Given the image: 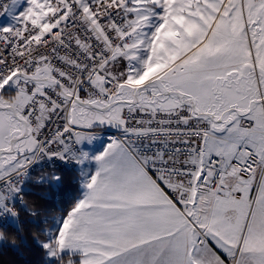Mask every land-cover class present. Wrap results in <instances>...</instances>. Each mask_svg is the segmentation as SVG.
Masks as SVG:
<instances>
[{
	"label": "snow or ice",
	"instance_id": "snow-or-ice-1",
	"mask_svg": "<svg viewBox=\"0 0 264 264\" xmlns=\"http://www.w3.org/2000/svg\"><path fill=\"white\" fill-rule=\"evenodd\" d=\"M0 18L16 264H264V0H0ZM68 172L56 215L40 201Z\"/></svg>",
	"mask_w": 264,
	"mask_h": 264
},
{
	"label": "trees",
	"instance_id": "trees-1",
	"mask_svg": "<svg viewBox=\"0 0 264 264\" xmlns=\"http://www.w3.org/2000/svg\"><path fill=\"white\" fill-rule=\"evenodd\" d=\"M73 176H74V173L72 172L66 173L67 182H66L62 195L58 199H56L55 201H51V202L41 200L40 201L41 205L44 208H47L49 210L51 209V211L54 214H58L62 212L60 209V206L61 207L63 206V208L65 209L63 211H66L71 206L73 199L76 197L78 193L77 192L78 185L74 181H72ZM31 199L33 200L35 199V197H32ZM28 227L32 230L35 229V226L33 225H29ZM23 258L29 261H36L39 259V254L36 252H28L25 250V254ZM19 259L20 257L17 254H15L11 249L0 248V264H16V262Z\"/></svg>",
	"mask_w": 264,
	"mask_h": 264
},
{
	"label": "rangeland",
	"instance_id": "rangeland-1",
	"mask_svg": "<svg viewBox=\"0 0 264 264\" xmlns=\"http://www.w3.org/2000/svg\"><path fill=\"white\" fill-rule=\"evenodd\" d=\"M104 139H105V141H106V138H104ZM97 148H98L99 150H102V145H101V143L98 142V143L95 144L94 149H97ZM36 191H40V190L37 189ZM31 198H32V197H28L29 200H30ZM31 200H32V199H31ZM31 200H30V201H31ZM58 206H59V205H58ZM60 209H61V211L65 210V209L63 208V206H62V207L60 206ZM50 210H51V209H50ZM59 214H60V213H58V214H56V215H59Z\"/></svg>",
	"mask_w": 264,
	"mask_h": 264
},
{
	"label": "crops",
	"instance_id": "crops-1",
	"mask_svg": "<svg viewBox=\"0 0 264 264\" xmlns=\"http://www.w3.org/2000/svg\"><path fill=\"white\" fill-rule=\"evenodd\" d=\"M106 138V137H105ZM94 150H96V151H99V149L97 148V149H94ZM77 192H79V187H78V190H77ZM77 195H79V193H77ZM76 195V196H77Z\"/></svg>",
	"mask_w": 264,
	"mask_h": 264
},
{
	"label": "built area",
	"instance_id": "built-area-1",
	"mask_svg": "<svg viewBox=\"0 0 264 264\" xmlns=\"http://www.w3.org/2000/svg\"><path fill=\"white\" fill-rule=\"evenodd\" d=\"M4 18H0V20H3Z\"/></svg>",
	"mask_w": 264,
	"mask_h": 264
}]
</instances>
